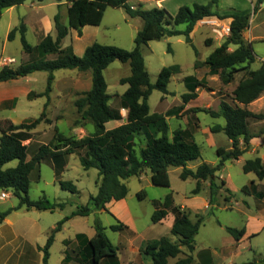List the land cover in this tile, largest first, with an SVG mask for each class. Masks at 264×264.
Listing matches in <instances>:
<instances>
[{
	"label": "rangeland",
	"instance_id": "1",
	"mask_svg": "<svg viewBox=\"0 0 264 264\" xmlns=\"http://www.w3.org/2000/svg\"><path fill=\"white\" fill-rule=\"evenodd\" d=\"M156 1L132 0L130 5L144 9L163 7L175 16L182 6L192 8L195 4L206 5L213 0H164L163 6H158ZM257 1L218 0L221 17H207L199 21L190 34L192 45L186 42L184 35H179L160 41H151L142 49L152 83L157 81L164 67L176 64L181 66V73L171 78L168 93L164 94L159 90H154L149 98V105L151 113L162 114L183 106L180 114L168 117L167 122L171 138L176 129L187 127L194 129L195 139L201 147V158L189 162L188 169L195 171L203 163L217 166L219 163L217 148H224L227 151L232 149L229 148L230 140L224 132H212L214 126L225 125V120L215 119L208 113L197 110L218 111L223 101L234 104L233 91L239 82L246 78L250 71L259 69L264 63V0L260 4H257ZM69 6V0H27L22 5L5 9L0 18V69L5 66L17 68L33 60V57L23 49L20 32L16 33L13 40L9 39V34L13 29L25 24L26 38L33 47H36L44 36L51 34L54 38L56 37L54 25L56 14L59 13L63 24L68 25ZM233 13L250 15L249 27L243 32V39L245 44L252 46L256 61L246 69H243L244 66L238 67L239 71L234 74L233 80L225 83L226 76H212L204 62L217 47L230 38L231 33L227 30L231 26L232 18L227 16ZM142 26L143 21L140 18H130L123 8L109 7L100 26H86L83 37H80L76 30L71 29L69 35L63 39L62 47H73L78 56H82L85 48L96 42L133 50L135 38ZM176 28L185 30L186 25H179ZM209 40L212 43L209 44ZM236 48V45H230L229 49L234 51ZM36 56L37 54L34 55ZM48 57L55 58L56 56ZM196 64H198L197 68ZM85 73L87 72L67 69L55 72V81L47 106L46 97H30L33 93L40 94L46 90L47 72H35L25 78L0 83V95L10 100L6 106H0V121L10 119L20 125L39 118L44 110H46V117L52 120L51 124L42 122L31 131L32 139L26 142L27 145L33 143L31 150L28 151L29 157L33 155L38 145L51 143L55 127H58L65 136L77 139L95 132L94 124L89 120H84L75 105L76 100L86 90L88 77ZM130 74V64L119 60L114 61L104 71L108 93L113 96L110 102L112 106H117L119 97L128 88L127 84L121 83V79ZM191 75L196 76L203 82V85L197 90L196 99L183 104L182 96L188 92L184 78ZM77 80L82 82V90L73 88L75 84L72 85V83ZM263 101L264 99L246 108L254 113H264V105L261 106ZM187 106L189 108L184 110ZM126 116L124 121H126ZM263 128L264 121H251V133L256 135L255 131ZM144 141L143 137L136 139L137 150ZM241 148H245L243 139H241ZM248 151L244 152L238 160H227L223 168L216 173L214 181L218 191L213 206L210 205V181L203 183V188L198 195H193L192 191L196 187V181L193 178L182 180L180 178L182 168L179 167L169 169L171 179L169 188L153 185L150 170H145L139 177L126 180L130 191L127 198L123 199L126 201L124 205L119 204L122 200L117 201L115 206L112 204L107 207L106 205L105 210L93 209L89 216H76L65 223V230L56 234L55 241L50 248L52 251L51 264H57L61 249L66 248L63 240L73 237L76 232L90 235L96 232L95 225L99 222L104 227L110 241L119 248L118 257L121 264H152L151 258L142 252L146 243L163 236L171 237L174 242L178 241V237L171 234L170 219L157 224L151 220L155 210L154 201L164 203L169 194H172L175 205L190 211L194 222L199 217L204 218V224L195 238L196 249L192 254L195 259L194 264H210L209 261H214L213 264L254 262L264 264L260 261L264 257V199H259L253 193L249 194L243 190L245 186H250L254 180H257L254 173H245L243 170L247 160L257 157ZM259 154H264V150L261 149ZM17 164L18 161L15 160L6 164L5 168L16 167ZM55 169V163L52 161L41 163L39 170L31 175L29 196L32 200H38L45 195L51 201L66 203L65 209L56 210L44 224H40L42 230L39 233H37L35 222L37 221L36 212L22 208L17 210L18 213L13 217L18 230L30 231L40 242L47 240L49 230L46 228L50 226L55 217L70 216L79 206L94 208L90 197L98 193L101 180L98 170H85L76 155L68 157L60 176L56 175ZM59 179L72 181L77 186L78 193L73 194L63 190L59 185ZM222 181L227 182V185L223 186ZM261 186L264 188V180ZM227 188L232 192L231 202L226 201V196L229 195ZM141 190L147 192L144 200L138 197ZM0 193V199L5 200L1 202L0 208H9L18 203V199L12 192L0 191ZM3 193L8 194V197H2ZM118 221L128 228L122 231L112 230L111 226L117 224ZM246 224H249L251 230L258 234L250 235V238L245 237L240 243H236L227 232V227L241 229ZM11 234L12 232L6 233L3 238H14ZM71 241L70 248H76V239ZM184 252L185 254L170 259L169 264L185 257L188 251L184 249ZM70 254L75 256L73 253Z\"/></svg>",
	"mask_w": 264,
	"mask_h": 264
},
{
	"label": "trees",
	"instance_id": "2",
	"mask_svg": "<svg viewBox=\"0 0 264 264\" xmlns=\"http://www.w3.org/2000/svg\"><path fill=\"white\" fill-rule=\"evenodd\" d=\"M26 1L0 0V18L5 9L22 5ZM69 2L68 25L63 24L59 13L54 17L55 38L48 34L36 47H33L26 38L25 24L13 29L9 39L13 40L16 33L20 32L23 49L33 57V60L17 68L5 66L0 69V83L25 78L35 72H47L46 90L30 96L46 97V106L50 101L55 72L67 69L90 72L92 75L91 89L82 93L75 105L82 118L94 124L96 130L93 134L77 139L65 136L58 127H55L51 143L38 145L33 155L29 157L28 151L31 150L33 143L27 145L26 142L32 139L31 131L42 122L52 123V120L46 117V110L39 118L20 125L10 119L0 121V191L12 192L18 199L16 207L0 213V224L13 211L22 208L28 211L50 212L65 209L66 203L51 201L45 195L38 200H32L29 196L31 175L39 170L44 161L55 163L56 175L60 176L68 157L76 155L85 170L97 169L101 178L98 193L90 197L94 208L79 206L70 216L58 222L55 229L51 231L46 245L41 248L44 253V264H49L50 248L56 234L62 231L67 221L76 216H89L93 209L105 210L108 203L126 199L130 191L126 180L141 176L145 170L151 171L153 185L169 188L171 186L169 169L182 168L180 174L182 180L193 178L196 181L193 195H198L203 188V183L210 181V205L213 206L218 191L214 181L216 173L223 168L227 160H238L244 152L248 151L251 140L258 135L251 133V121H264V113H254L246 108L264 95L263 63L259 69L250 71L249 75L243 78L234 89L232 96L234 104L223 101L218 111L197 110L204 111L215 119L225 120L224 126L216 125L212 128V132H224L232 141V149L231 151L224 148L217 150L219 157L217 166L203 163L195 171L188 169L189 162L201 158V147L195 139L194 129L191 127L176 129L171 138L167 122L168 117L179 115L183 106L162 114L151 113L149 105V98L154 90L168 93L171 78L181 73V66L176 64L164 67L157 81L152 83L142 49L151 41H160L179 35H184L186 42L192 45L190 34L199 21L207 17H221L218 0H213L206 5L195 4L192 8L182 6L175 16H172L165 8L132 7L129 0H69ZM261 2L262 0H258L257 4ZM109 7L123 8L130 18H140L143 21V26L135 38L133 50L96 42L87 47L82 56H78L73 47H62V41L69 35L71 29L76 30L81 37L82 30L86 26H100ZM227 17L232 18L230 38L217 47L204 62L212 76L225 75V83L233 80L234 74L239 71L238 67L244 66L243 69H246L256 61L252 46L245 44L243 39V32L249 27L250 15L233 13ZM179 25H186L185 30L177 29ZM208 43L212 41L209 40ZM230 45H236L237 48L230 51ZM35 54H37L36 57H34ZM52 55L56 57H48ZM116 60L129 63L131 74L121 79V83L127 84L128 88L119 97L118 104L114 107L110 104L113 96L108 93L104 71ZM195 67L197 68L198 64ZM184 83L188 92L182 98L183 104H187L197 98V90L202 87L203 82L191 75L184 78ZM122 110L127 111L126 122L114 129H107V123L123 120ZM139 137H143L145 141L137 150L136 139ZM241 139L245 145L244 149L241 148ZM15 160L18 161L16 167L5 168L6 164ZM243 170L245 173H254L260 181L264 180V164L260 158L247 160ZM58 182L63 190L73 194L78 193V188L72 181L59 179ZM222 185L225 186L227 183L222 181ZM251 185H254V182ZM250 187L245 186L243 190L250 194ZM227 192L229 195L226 196V201L231 202L232 192L229 188ZM256 196L264 199V190ZM138 197L144 200L147 192L141 190ZM154 206L155 210L151 217L154 224L164 221L170 213L174 215L171 234L178 237V241L174 242L171 237L163 236L146 243L142 252L151 258L152 264H169L170 259L185 254L184 249H186L188 254L177 259L173 264H194L192 254L196 249L195 238L204 224V218L199 217L194 222L190 211L174 204L172 194L166 197L164 203L154 201ZM111 228L114 231H122L128 227L118 221ZM95 229L96 233L92 238L84 234L77 235L76 248H70L71 240L64 241L66 246L64 264H67L66 260L70 253L80 259V264H121L118 257L119 248L110 241L100 222L96 223ZM227 232L239 243L246 234V228L227 227ZM260 261L264 263V257Z\"/></svg>",
	"mask_w": 264,
	"mask_h": 264
},
{
	"label": "crops",
	"instance_id": "3",
	"mask_svg": "<svg viewBox=\"0 0 264 264\" xmlns=\"http://www.w3.org/2000/svg\"><path fill=\"white\" fill-rule=\"evenodd\" d=\"M163 1L164 0H157L156 1L157 5L158 6H163ZM131 2H132V0H129V4ZM84 30H85V28L82 30V36L81 37H83V35H84ZM87 47H89V46H87ZM86 48H85V50H86ZM85 50H84V52H85ZM84 52H83V54H84ZM85 75L88 77V79H87L88 83L86 84V90H84V91L87 92V91H89L91 89V86H92V75H91L90 72L85 73ZM73 84H75V85H73ZM72 85H73V88L75 90H77V89L82 90L83 84H82L81 81L79 82V80H77L76 82H73ZM71 91H72V89H71ZM263 99H264V95L261 98H259L258 100H256L255 102H253L250 105H248V106L256 105L257 103L261 102ZM9 101H10L9 98H7V97L5 98V96L0 95V106H6V104H8ZM263 105H264V101L262 102L261 106L263 107ZM240 106H243V105L240 104ZM188 108H189V106H187V108L185 107L184 110H187ZM124 113H126V114H124ZM122 115H123V120L122 121H111V122L107 123V125H106L107 129H114V128L119 127L120 125L124 124L126 122V121H124V118H125V115H127V111L126 110H122ZM259 122H262V121H259ZM221 126H224V125L222 124ZM255 133H257L258 135L251 140L249 151L252 154H254V156H257L256 158H260L262 160L263 164H264V154H259L261 149L264 150V128L263 129H257L255 131ZM231 142L232 141L230 140V147L229 148H232L231 147ZM218 149L219 148H217V150ZM225 150H227V149H225ZM228 150H230V149H228ZM256 179L257 180L253 181L255 186L254 185H250L251 187L249 188L250 189L249 190L250 194L253 193L255 196H256V194H259L260 192H262L264 190V188L261 186V183L263 182V180L260 181L257 178V176H256ZM260 187H261V190H260ZM0 196H1V193H0ZM2 201H5V200H1L0 199V207H1V202ZM125 203H126V201L122 200V202L119 203V204H123L124 205ZM17 204L16 205H11L9 208H5V209L0 208V213L5 212V211H7L10 208L16 207ZM112 204L114 206L116 205V203L113 201V202L107 204V207L112 205ZM112 207H110V208H112ZM31 212H36L37 213L36 214L37 215V221H35L37 223V233H39L42 230V229H40V228H42L41 225L44 224V222L47 221L50 218V215L52 213H54V212H50V211H38V210H32ZM31 212H29V213H31ZM17 213H18V211H13L0 224V264H44V254H43L41 248H43L46 245V243L48 241V237H49L51 231L53 229H55V227L57 226L58 222L62 221L67 216L61 215L59 218L55 217L53 219V221L51 222L50 226L46 228V229L49 230V231L47 230L49 232L47 240L44 241V242H40V241H38V239L36 240L34 238V236L32 235V233L30 231L27 230V231L21 232L20 230H18L16 228V224H15V222L13 220V217ZM167 219H170L171 223H170V227L169 228L171 230L172 225L174 223V219H175L174 215L170 213L168 215V217L166 218V220ZM166 220H164V221H166ZM261 226H263V224ZM244 227L246 228V234H245L244 238L245 237L250 238V235L253 236V234L254 235L258 234L256 231H252L251 230V227L249 226V224H246ZM65 228H66V224L64 225L62 231H64ZM10 232H12L11 235H13L14 238H12V239L9 238V237H6V239L3 238V236L6 233L8 234ZM95 233L96 232H92L90 235H88L87 233L76 232L73 237H69L66 240H74V239H76L77 235H79V234H84L88 238H92L95 235ZM4 240H6V241H4ZM63 241H65V240H63ZM65 249H66L65 247H63L61 249V256L58 258L57 264H64L65 259H66ZM51 258H52V251L50 249L49 264H51ZM79 261H80L79 258H77L76 256H71L70 255L68 257V259L66 260V263L67 264H80ZM209 262H210V264H213L214 261H209Z\"/></svg>",
	"mask_w": 264,
	"mask_h": 264
},
{
	"label": "built area",
	"instance_id": "4",
	"mask_svg": "<svg viewBox=\"0 0 264 264\" xmlns=\"http://www.w3.org/2000/svg\"><path fill=\"white\" fill-rule=\"evenodd\" d=\"M227 32H228V33H229V32L231 33V27L228 28ZM2 197H8V194L3 193V194H2Z\"/></svg>",
	"mask_w": 264,
	"mask_h": 264
}]
</instances>
